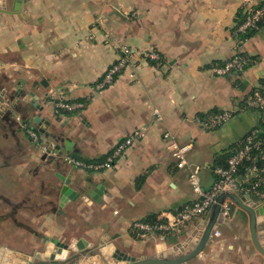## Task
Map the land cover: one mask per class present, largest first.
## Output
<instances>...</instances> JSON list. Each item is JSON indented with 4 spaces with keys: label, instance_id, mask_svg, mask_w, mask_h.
I'll use <instances>...</instances> for the list:
<instances>
[{
    "label": "crops",
    "instance_id": "obj_1",
    "mask_svg": "<svg viewBox=\"0 0 264 264\" xmlns=\"http://www.w3.org/2000/svg\"><path fill=\"white\" fill-rule=\"evenodd\" d=\"M243 2L0 0V244L21 250V241L33 240L36 232L62 241L105 239L107 249L144 257L157 244L170 248L185 241L199 222L167 236H140L133 225L166 221L195 201L189 171L177 167L168 149L171 141L192 146L188 160L209 190L215 169L260 127L259 115L247 110L245 101L255 91L264 93V25L241 46L253 59L244 73L218 77L210 71L235 55L234 30ZM121 46L136 57L156 51L161 59L138 58L110 86L96 91ZM19 86L26 96L14 97L19 113L9 116L4 94ZM31 90L37 99L29 96ZM60 96L83 101L85 108L58 115L53 104ZM33 101L44 107L48 130L63 132L71 142L70 153L51 171L22 128L26 122L34 125L28 121L31 114H40ZM218 112H230L232 118L212 131L198 125L197 118ZM136 134L141 137L103 172L64 162L66 156L103 160ZM60 146L65 149L66 142ZM60 177L70 178L75 188L102 185V200L84 196L61 207L54 194ZM218 231L220 236L186 264H264L244 211L234 209Z\"/></svg>",
    "mask_w": 264,
    "mask_h": 264
},
{
    "label": "built area",
    "instance_id": "obj_2",
    "mask_svg": "<svg viewBox=\"0 0 264 264\" xmlns=\"http://www.w3.org/2000/svg\"><path fill=\"white\" fill-rule=\"evenodd\" d=\"M264 25V1L244 0L242 19L234 30L236 42L235 55L223 64H215L210 71L213 75L224 77L233 73H244L253 63V59L241 52V46L252 32L258 31ZM119 59L113 64L96 85L95 90L101 91L110 86L115 78L128 66L135 63L136 59L143 58L150 61H160L161 57L156 51L143 52L138 57L128 46L119 47ZM83 101H71L63 97H57L53 104L56 114L76 113L85 108ZM245 107L255 112L260 117L263 126L252 130L227 158L224 166L215 169L216 180L209 190H205L198 176V169L189 162L188 154L192 150L191 145H179L171 141L168 149L176 160L179 169L189 171V181L195 201L178 211L167 216L166 221L154 223L135 222L133 227L140 236L149 234H161L163 236L179 234L188 225L200 222L216 203L217 198L224 193H234L239 196L250 195L253 199L264 203V93L255 91L245 101ZM158 119L161 115L155 111ZM232 118L230 112L212 113L204 118H197L198 125L207 131L216 130ZM23 130L32 143L40 150L44 149L38 130L31 124H23ZM136 134L119 143L112 153L100 161H89L74 156H66L64 162L76 169L90 173H100L116 163L117 159L133 144ZM169 137V135H166ZM224 225L231 220L232 204L229 201L221 205ZM217 230L214 237H219Z\"/></svg>",
    "mask_w": 264,
    "mask_h": 264
},
{
    "label": "water",
    "instance_id": "obj_3",
    "mask_svg": "<svg viewBox=\"0 0 264 264\" xmlns=\"http://www.w3.org/2000/svg\"><path fill=\"white\" fill-rule=\"evenodd\" d=\"M41 84L45 86L44 83ZM19 85L21 84L19 83ZM33 90L29 92V96L37 99L38 96H35ZM25 94L26 89L21 86L17 87L16 91L8 97L4 94L3 101L7 98L9 116L19 113L18 100L14 97L26 96ZM29 103L40 112L39 115L31 114L28 121H32L36 126L43 142V150L36 148L42 152L43 167L46 168V171H51L63 160L66 152L70 153L68 145L71 142L63 132L54 130L52 133L48 130L47 126L50 122L41 115L44 107L34 101ZM63 141L67 145L65 149L60 146ZM60 180L61 184L54 187V194L61 207L69 202H76L84 196L97 202L102 200V185L97 184L94 187L81 189L75 188L70 178L60 177ZM226 201L232 204V211L240 209L248 215L252 244L257 253L264 257V220L261 221V218L264 217V203L253 199L250 195L239 196L234 193H224L217 198L209 213L196 225L185 241L170 248L165 243L157 244L155 252L148 256L132 257L117 249H107L108 241L105 239L94 244L82 237H74L68 241L45 237V242L43 239L40 245L41 251H35L33 257L7 247H0V264H186L196 259L205 250L218 230V226L224 222L221 205ZM24 228L31 231L29 227L25 226Z\"/></svg>",
    "mask_w": 264,
    "mask_h": 264
},
{
    "label": "flooded vegetation",
    "instance_id": "obj_4",
    "mask_svg": "<svg viewBox=\"0 0 264 264\" xmlns=\"http://www.w3.org/2000/svg\"><path fill=\"white\" fill-rule=\"evenodd\" d=\"M34 126V125H33ZM35 127V126H34ZM30 231V230H28ZM32 232V231H31ZM33 237V240L31 241H21V243L23 244V248L21 250H18V248L15 247H8V245H4V244H0V247H7L9 249L18 251V252H22L25 254L30 255L31 257L34 256V252L36 251H41V247H40V242L45 238L44 236H41L39 233L36 232H32L31 233ZM43 242V241H42ZM45 242V239H44Z\"/></svg>",
    "mask_w": 264,
    "mask_h": 264
},
{
    "label": "trees",
    "instance_id": "obj_5",
    "mask_svg": "<svg viewBox=\"0 0 264 264\" xmlns=\"http://www.w3.org/2000/svg\"><path fill=\"white\" fill-rule=\"evenodd\" d=\"M242 19V18H241ZM263 126L262 124H260V127Z\"/></svg>",
    "mask_w": 264,
    "mask_h": 264
}]
</instances>
